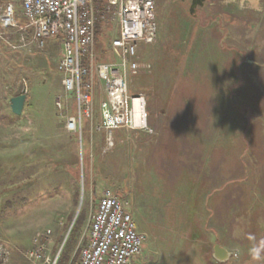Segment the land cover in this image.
Instances as JSON below:
<instances>
[{
	"label": "rangeland",
	"instance_id": "rangeland-1",
	"mask_svg": "<svg viewBox=\"0 0 264 264\" xmlns=\"http://www.w3.org/2000/svg\"><path fill=\"white\" fill-rule=\"evenodd\" d=\"M8 3L18 26L4 28L1 13ZM190 5L191 0H155L157 37L139 44L143 69L130 77L128 88L132 96L144 95L152 131L118 129L108 149L99 109L103 86L96 85L94 116L83 119L82 135L69 131L66 119L76 114V100L74 91L66 95L58 70L62 38L38 46L20 0H0V246L8 252L1 264L45 260L31 253L41 235L43 254L59 257L84 211L85 226L72 253L77 260L105 188L129 204L146 235V251L164 235V218L155 213L149 234L147 208L170 209L171 188L180 176L192 177L199 168L207 181L216 171L236 180L264 174V0H205L192 12ZM101 22L97 57L111 61L117 25ZM22 93L24 107L15 114L11 98Z\"/></svg>",
	"mask_w": 264,
	"mask_h": 264
},
{
	"label": "built area",
	"instance_id": "built-area-1",
	"mask_svg": "<svg viewBox=\"0 0 264 264\" xmlns=\"http://www.w3.org/2000/svg\"><path fill=\"white\" fill-rule=\"evenodd\" d=\"M27 27L33 30V40L42 47L47 38L61 37L63 56L58 64L66 95L75 92L76 114H69L66 128L80 133L83 119H91L95 109V91L103 86L100 102L101 127L108 135V149L113 147V134L118 129H144L148 125L147 102L143 94L128 92L129 80L138 74L143 64L138 60L140 43L156 40L158 23L155 0H104L99 9L94 0H20ZM112 21L117 33L111 39L116 59L100 61L97 57L96 26L100 20ZM4 26L16 27L12 3L1 13ZM1 35V32H0ZM61 107L63 95L57 97ZM43 235L36 238L31 253L46 257L39 264H55L58 257L43 254ZM144 235L138 230L129 204L110 188H105L89 223L88 242L80 256L70 264H134L143 250ZM0 264L8 260L0 246Z\"/></svg>",
	"mask_w": 264,
	"mask_h": 264
},
{
	"label": "crops",
	"instance_id": "crops-1",
	"mask_svg": "<svg viewBox=\"0 0 264 264\" xmlns=\"http://www.w3.org/2000/svg\"><path fill=\"white\" fill-rule=\"evenodd\" d=\"M202 161V166L207 167L205 160ZM174 172L169 171L170 175ZM218 173L210 181L201 168L186 178L189 181L180 176L181 182L171 188L170 209L154 212L147 208L149 234L156 226L155 213L164 218L159 228L165 236L152 239L147 244L149 249L134 258V264H172L173 259L181 257L185 264H254L247 255L250 244L247 237L264 238V174L245 175L236 180L233 176H223L222 171ZM143 182H137L136 192ZM168 184L165 185L169 190ZM136 202L142 203L137 193ZM139 209L143 213L141 206ZM216 244L230 252L227 259L220 261L214 257Z\"/></svg>",
	"mask_w": 264,
	"mask_h": 264
},
{
	"label": "trees",
	"instance_id": "trees-1",
	"mask_svg": "<svg viewBox=\"0 0 264 264\" xmlns=\"http://www.w3.org/2000/svg\"><path fill=\"white\" fill-rule=\"evenodd\" d=\"M98 1V7H100L101 10L104 9V0H96V2ZM101 20L100 22L97 23L96 26V33H97V39L99 40L100 38V32L102 33V30L100 28H102L101 25ZM94 187L96 186L93 183ZM86 215L84 211H80L77 218L75 219V222L73 223V226L68 234V237L63 245V248L61 250V253L59 255V257L57 258V261L55 264H70L71 262L74 261V259H72V253L75 250V247L79 241V239L81 238V235L83 233V229L85 226V222H86ZM74 258V257H73Z\"/></svg>",
	"mask_w": 264,
	"mask_h": 264
},
{
	"label": "water",
	"instance_id": "water-1",
	"mask_svg": "<svg viewBox=\"0 0 264 264\" xmlns=\"http://www.w3.org/2000/svg\"><path fill=\"white\" fill-rule=\"evenodd\" d=\"M203 1L204 0H193L190 6L191 12L194 10V8L197 5H202ZM25 100H26V93L13 96L11 98V108L15 114L22 113ZM214 250H215L214 257L220 261H223L230 256V252L226 248L220 246L219 244L215 245Z\"/></svg>",
	"mask_w": 264,
	"mask_h": 264
},
{
	"label": "clouds",
	"instance_id": "clouds-1",
	"mask_svg": "<svg viewBox=\"0 0 264 264\" xmlns=\"http://www.w3.org/2000/svg\"><path fill=\"white\" fill-rule=\"evenodd\" d=\"M247 239L250 241L247 248L249 260L254 264H264V238L256 239L254 236H248ZM236 254H239L238 250Z\"/></svg>",
	"mask_w": 264,
	"mask_h": 264
},
{
	"label": "flooded vegetation",
	"instance_id": "flooded-vegetation-1",
	"mask_svg": "<svg viewBox=\"0 0 264 264\" xmlns=\"http://www.w3.org/2000/svg\"><path fill=\"white\" fill-rule=\"evenodd\" d=\"M193 0H191V3H192ZM191 6V5H190Z\"/></svg>",
	"mask_w": 264,
	"mask_h": 264
}]
</instances>
